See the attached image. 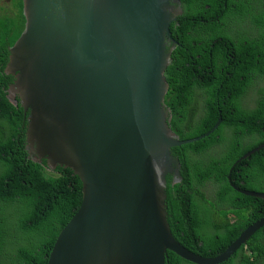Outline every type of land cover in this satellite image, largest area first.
Listing matches in <instances>:
<instances>
[{"label":"water","instance_id":"95a60500","mask_svg":"<svg viewBox=\"0 0 264 264\" xmlns=\"http://www.w3.org/2000/svg\"><path fill=\"white\" fill-rule=\"evenodd\" d=\"M178 4L22 0L24 28L7 47L4 71L14 77L7 97L27 112L28 157L44 158L51 171L70 168L82 184L81 203L46 264H165L168 250L194 264H219L264 225V216L253 221L213 257L189 251L171 233L165 179L181 175L170 148L207 136L221 121L183 140L169 127L164 72ZM230 184L264 199L263 191Z\"/></svg>","mask_w":264,"mask_h":264},{"label":"trees","instance_id":"16d2710c","mask_svg":"<svg viewBox=\"0 0 264 264\" xmlns=\"http://www.w3.org/2000/svg\"><path fill=\"white\" fill-rule=\"evenodd\" d=\"M0 8V264H46L56 236L82 199L81 181L70 168L49 170L24 148L26 116L7 97L14 77L4 71L11 46L24 28L22 0ZM170 24L175 40L165 70L164 104L179 139L207 136L174 146L181 179L166 175L167 221L189 251L213 257L253 221L264 216V199L236 191L264 192V86L254 107L240 99L264 76V0H179ZM257 12L258 14H256ZM258 20L260 42L229 27L236 19ZM17 98V97H16ZM231 169V171H230ZM229 175V178H228ZM165 264H194L168 250ZM219 264H264V225Z\"/></svg>","mask_w":264,"mask_h":264},{"label":"flooded vegetation","instance_id":"af4514ba","mask_svg":"<svg viewBox=\"0 0 264 264\" xmlns=\"http://www.w3.org/2000/svg\"><path fill=\"white\" fill-rule=\"evenodd\" d=\"M176 8H178V6H175ZM256 14H258L257 12H255ZM235 24H243L246 25L249 29L242 31V37H244V34L247 36H251L253 39H255L256 42H260V38L262 36V32L260 33V29L261 27L259 26L258 20L256 18L253 19H249V18H244V19H236L235 20ZM264 29L262 28L261 31H263ZM167 47H173L172 43H168ZM254 84V85H253ZM253 84L250 86V88H254L255 90L253 91V95L252 98L250 96V91L244 95L241 99H240V105L241 107H245V108H251L254 107L256 104V100L258 99V93H259V89L264 86V76L263 75H258L257 79L255 82H253Z\"/></svg>","mask_w":264,"mask_h":264},{"label":"rangeland","instance_id":"374dc122","mask_svg":"<svg viewBox=\"0 0 264 264\" xmlns=\"http://www.w3.org/2000/svg\"><path fill=\"white\" fill-rule=\"evenodd\" d=\"M3 1L7 3V6L10 8L11 7V4H10V1L8 0H0V8L3 6ZM239 30H242V31H245L247 29H249L246 25H243V24H239V26H235V27H229L227 30L228 32H230L233 36H236L237 34L241 36V33L238 31ZM254 85V84H253ZM255 89L252 88L250 89V96L252 98V95H253V91Z\"/></svg>","mask_w":264,"mask_h":264}]
</instances>
